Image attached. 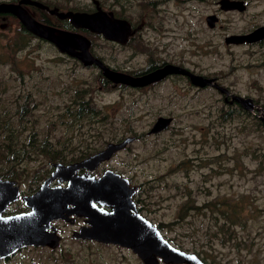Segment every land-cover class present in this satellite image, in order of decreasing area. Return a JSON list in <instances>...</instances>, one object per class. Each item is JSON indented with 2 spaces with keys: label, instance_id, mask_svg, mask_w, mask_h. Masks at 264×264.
Instances as JSON below:
<instances>
[{
  "label": "rangeland",
  "instance_id": "1",
  "mask_svg": "<svg viewBox=\"0 0 264 264\" xmlns=\"http://www.w3.org/2000/svg\"><path fill=\"white\" fill-rule=\"evenodd\" d=\"M31 1L53 14V24L94 10L130 22L120 42L74 31L111 69L140 73L169 62L216 78L221 88H197L179 76L143 88L114 84L95 63L0 15V178L16 180L29 195L55 163L70 164L131 136L93 173L126 176L139 188L140 212L172 245L207 264H264V42L224 40L263 25L264 0H244L245 10L228 12L219 0ZM35 5L26 7L41 17ZM210 14L219 18L213 28ZM234 95L251 98L254 111L230 102ZM158 117L170 122L151 133ZM23 209L20 200L9 211ZM83 224L56 221L60 247H24L0 264H144L130 249L74 240L72 231Z\"/></svg>",
  "mask_w": 264,
  "mask_h": 264
},
{
  "label": "water",
  "instance_id": "2",
  "mask_svg": "<svg viewBox=\"0 0 264 264\" xmlns=\"http://www.w3.org/2000/svg\"><path fill=\"white\" fill-rule=\"evenodd\" d=\"M27 3L36 4L30 0H21L19 3L0 2V13L15 15L27 30L50 40L61 52H67L86 64L95 63L102 76L114 84L143 88L175 73L186 76L194 85L201 87L210 86L215 81L212 77L195 74L172 63H166L143 74L111 69L92 56L87 38L74 31L46 29L22 7V4ZM217 4L222 11L246 9L244 0H219ZM70 21L74 29L101 34L109 41L120 42L130 30L128 22L114 19L112 14L102 10L71 14ZM217 21L219 18L216 14L206 16V22L211 28ZM261 39H264V24L249 32L230 34L224 40L227 44H243ZM216 88L220 90L221 87ZM222 91L225 90L222 88ZM232 99L242 102L246 109L252 110L251 98L234 95ZM261 119L264 122V116ZM169 122V118L158 117L150 132L155 133L166 128ZM133 139L126 136L119 141L109 142L103 149L70 164L55 163L51 176L33 194L24 197L27 209L22 213H7L8 206L17 200L19 191L15 181L0 178V260L24 247H54L57 237L50 222L62 218L68 220V216L74 214L86 216L89 224L80 229V235L75 234L77 237L127 247L144 264H160L158 258L164 264H205L197 254L172 245L155 224L136 212L131 200L136 187L131 186L127 178L110 169L100 176L91 174L102 161L108 160ZM80 169H86V172L78 174ZM55 178L60 183L66 182V185L50 187L51 180ZM106 207L111 210L108 211Z\"/></svg>",
  "mask_w": 264,
  "mask_h": 264
},
{
  "label": "flooded vegetation",
  "instance_id": "3",
  "mask_svg": "<svg viewBox=\"0 0 264 264\" xmlns=\"http://www.w3.org/2000/svg\"><path fill=\"white\" fill-rule=\"evenodd\" d=\"M21 0H18V1H13V3H19ZM30 2H31V0H30ZM34 2V1H33ZM33 5H35V4H22V7L25 9V11H27L28 12V14H30L35 20H37L38 22H40L41 24H43L44 25V27L46 28V29H58V30H60V31H64V30H66V31H75L76 29H74V27L72 26V23H71V21H70V19H68L66 22H63V23H61V24H53L51 21H50V19H49V17L50 16H53V14L52 13H49V14H47L46 12H44L39 6H36L35 5V7H37V8H39L40 10H41V17H35V14L34 13H32L31 11H30V9H27V7L26 6H33ZM94 11H97V10H94ZM93 11V12H94ZM229 11H231V10H229ZM226 12H228V11H226ZM91 13V12H90ZM108 13H110V12H108ZM110 14H112V13H110ZM0 15H8V16H13V17H15V18H17L18 19V21L22 24V22L20 21V19L18 18V17H16L15 15H10V14H8V13H0ZM62 16V15H61ZM61 16H57L56 18L58 19V18H61V19H63ZM112 16H113V14H112ZM114 18V17H113ZM115 19V18H114ZM218 22V21H217ZM128 24L130 25V29H131V27H132V24L130 23V22H128ZM27 29V28H26ZM29 31V30H28ZM57 31V30H56ZM30 32V31H29ZM58 32V31H57ZM34 34V33H33ZM36 35V34H35ZM264 42V39H261V40H257V41H255V42H252V43H248V44H259V43H263ZM230 44V43H229ZM237 45H239V44H237ZM156 63V62H155ZM166 63H169V62H163V63H157V64H152V66H150V67H148V68H146V69H144V70H142L140 73H132V74H143V73H146V72H148V71H150V70H152V69H155V68H158V67H160V66H162V65H164V64H166ZM176 65V64H175ZM179 66H181V65H179ZM181 67H184V66H181ZM184 68H186V67H184ZM187 70H189V71H191L190 69H188V68H186ZM191 72H193V71H191ZM193 73H195V72H193ZM101 74V73H100ZM195 74H197V73H195ZM102 75V74H101ZM198 75H201V74H198ZM171 76H179V77H181V78H184V79H186L188 82H190V84H192L193 86H195V87H197V88H206V87H212V88H214V89H216V86H218V84H216L215 83V81H216V78H214L215 79V81H214V83L212 84V85H210V86H198V85H194L192 82H191V80L190 79H188L186 76H184V75H181V74H169V75H167L165 78H163V79H161V80H159L158 82H155V83H153V84H150V85H147L146 87H149V86H152V85H155V84H158V83H160V82H163V81H165V80H168ZM202 76H204V75H202ZM102 79L104 78L103 76H100ZM205 77H207V76H205ZM213 78V77H212ZM225 91H222V93H224V94H227L228 95V91L226 90V88H224V87H222ZM236 96V95H235ZM252 100V99H251ZM224 101L225 102H229V100H228V97L227 98H225L224 99ZM234 101V104H239V105H241L242 107H243V103L242 102H239V101H236V100H231L230 102H233ZM252 103H253V106H252V110H248V111H250V112H252V111H254V102H253V100H252ZM264 116V115H263ZM119 151V150H118ZM117 152V151H116ZM55 169V168H54ZM53 169V170H54ZM105 170H107V169H104L103 170V172L105 171ZM94 171H96V169L94 170ZM94 171H92L91 172V174H93V175H95V176H98V175H96V174H94L93 172ZM52 172V171H51ZM84 172H86V169H80V170H78L77 171V173L78 174H82V173H84ZM102 172V173H103ZM115 172V171H114ZM101 173V174H102ZM118 173V172H117ZM100 174V175H101ZM50 175V174H49ZM53 175V174H52ZM99 175V176H100ZM51 176V175H50ZM121 176H123V177H125V178H127L126 176H124V175H122L121 174ZM3 179V178H2ZM5 179L6 180H12V181H15L16 182V185L18 186V191H19V195H18V198H17V200L16 201H14L13 203H15V202H18V201H23V204H24V209L22 210V211H18V212H10L9 210H10V206L13 204V203H11L9 206H8V209H7V213L8 214H17V213H22V212H25L26 211V209H27V205H26V203H25V200H24V197L25 196H29V195H31V194H33L36 190H38L39 188H40V186L42 185V183L46 180V179H43V181H42V183L41 184H39V187L36 189V190H34L31 194H29V195H25V194H23V192H22V190L20 189V186L18 185V183H17V181L16 180H13V179H7V177H5ZM128 179V178H127ZM128 181L130 182V180L128 179ZM35 184V183H34ZM57 185H61V186H65L66 185V182H62V183H60L59 182V180L57 179V178H55V179H52L51 180V182H50V187H53V186H57ZM130 185L131 186H135V185H132V183L130 182ZM136 187V191H134L133 192V194H132V196H131V200H132V202H133V204H134V208H135V210H136V212H138L140 215H142L143 217H145V218H147L146 216H144L141 212H140V209L138 208L139 206H138V202H137V200H136V193H137V191H138V186H135ZM106 209L108 210V211H110L111 210V208L110 207H106ZM131 212L133 213V210H131ZM68 220H66V219H54V220H52L51 222H50V225L52 226V227H54L55 228V236L57 237V243L54 245V247H49V246H30V247H39V248H42V249H51V250H53V249H55V248H58V246H59V244H60V242H61V235L59 234V231H58V227L56 226V221H65V222H68V223H74L76 220H78V219H81V222L83 223L84 222V224L83 225H81L80 227H78V229L77 230H73L72 231V233H71V236H72V238H74V240H78V241H85V242H88V243H92V242H97V241H95V240H93V239H89V238H83V237H77L75 234H81V232H80V229L83 227V226H88L89 224L87 223V217L86 216H75L74 214L73 215H70V216H68ZM148 219V218H147ZM149 220V219H148ZM150 221V220H149ZM152 222V221H151ZM153 223V222H152ZM154 224V223H153ZM155 226H157L158 227V229H159V231H160V233L162 234V232H161V228H160V225H157V224H155ZM51 229V228H50ZM51 231H52V229H51ZM162 236L168 241V239L162 234ZM53 239V238H52ZM51 239V240H52ZM50 240V241H51ZM97 243H100V242H97ZM101 244H103V243H101ZM109 245H115V244H112V243H110ZM61 246V245H60ZM59 246V247H60ZM117 246H119V245H117ZM120 247H122V246H120ZM124 248H126V249H128L127 247H124ZM131 250V249H130ZM132 251V250H131ZM186 251V250H185ZM133 252V251H132ZM188 252H191V251H188ZM134 253V252H133ZM193 253H195V252H193ZM196 254V253H195ZM14 255V254H13ZM198 255V254H197ZM12 256V255H11ZM11 256H9V257H11ZM199 256V255H198ZM9 257H7V258H9ZM200 257V256H199ZM158 259H160V261H159V263L160 264H164L163 262H162V260H161V258H158ZM200 259L205 263V264H207L201 257H200ZM141 260V259H140ZM176 264V263H175ZM178 264V263H177ZM181 264H186V263H181Z\"/></svg>",
  "mask_w": 264,
  "mask_h": 264
},
{
  "label": "trees",
  "instance_id": "4",
  "mask_svg": "<svg viewBox=\"0 0 264 264\" xmlns=\"http://www.w3.org/2000/svg\"><path fill=\"white\" fill-rule=\"evenodd\" d=\"M88 37H90L92 34H93V32H90V31H86V33H85ZM90 154H92V152L91 153H89L88 155H90ZM88 155H86V156H88ZM85 156V157H86ZM6 174H8V173H6ZM2 175H4V174H2ZM1 176V175H0ZM224 204L226 205V207H228V208H230V209H232V210H237L238 209V207H235V206H233L232 204H228V203H225L224 202ZM237 208V209H236Z\"/></svg>",
  "mask_w": 264,
  "mask_h": 264
}]
</instances>
